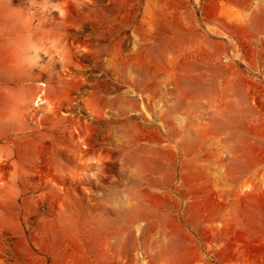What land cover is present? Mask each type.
I'll list each match as a JSON object with an SVG mask.
<instances>
[{
    "label": "rangeland",
    "instance_id": "1",
    "mask_svg": "<svg viewBox=\"0 0 264 264\" xmlns=\"http://www.w3.org/2000/svg\"><path fill=\"white\" fill-rule=\"evenodd\" d=\"M0 264H264V0H0Z\"/></svg>",
    "mask_w": 264,
    "mask_h": 264
}]
</instances>
